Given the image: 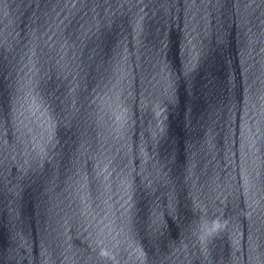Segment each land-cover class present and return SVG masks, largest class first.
Segmentation results:
<instances>
[{
  "label": "water",
  "instance_id": "1",
  "mask_svg": "<svg viewBox=\"0 0 264 264\" xmlns=\"http://www.w3.org/2000/svg\"><path fill=\"white\" fill-rule=\"evenodd\" d=\"M29 264H264V0H34Z\"/></svg>",
  "mask_w": 264,
  "mask_h": 264
}]
</instances>
